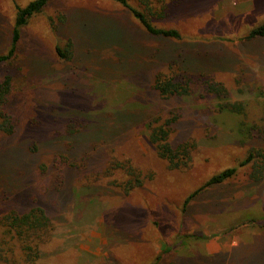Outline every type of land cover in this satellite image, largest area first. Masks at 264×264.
Listing matches in <instances>:
<instances>
[{
	"label": "rangeland",
	"instance_id": "obj_1",
	"mask_svg": "<svg viewBox=\"0 0 264 264\" xmlns=\"http://www.w3.org/2000/svg\"><path fill=\"white\" fill-rule=\"evenodd\" d=\"M30 1L0 0V55L16 7ZM128 3L144 12L137 0ZM149 18L181 38L147 33L115 0H49L21 28L16 54L0 63V80L11 77L9 110L18 121L1 142L0 161L11 149L23 161L7 157L0 169V213L24 211L34 199L44 207L52 223L39 264H264V173L255 182L252 163L241 164L250 147L264 151V134L250 138L252 127H264V37L246 39L264 19V0H182L166 16ZM66 39L74 45L70 61L54 51ZM175 58V69L184 59L188 74L221 82L228 97L219 102L197 89L160 99L153 76ZM226 101L243 110L219 112L217 103ZM178 107L171 138L186 135L195 147L186 168L169 169L145 125ZM133 114L141 121L123 119ZM75 120L80 131L70 134ZM71 145L79 160L91 156L87 171L72 175L63 195L40 191V174L48 185L52 159L71 154ZM115 161H129L142 184L125 193L127 172H106ZM231 167L232 177L194 194Z\"/></svg>",
	"mask_w": 264,
	"mask_h": 264
},
{
	"label": "trees",
	"instance_id": "obj_2",
	"mask_svg": "<svg viewBox=\"0 0 264 264\" xmlns=\"http://www.w3.org/2000/svg\"><path fill=\"white\" fill-rule=\"evenodd\" d=\"M48 1L49 0H32L23 7H16L10 44L7 52L0 55V63L10 61L14 57L17 51L21 28L27 24L31 17L40 13L45 8ZM115 1L127 8L130 15L147 33L164 38H181L177 29L156 27L150 23L149 17L153 15H155V17L166 16L169 9L176 4L179 5L182 0H170L162 5H160V3L154 5L156 0H137V2L144 8V12L132 7L128 3V0ZM157 1L161 2V0ZM257 37H264V19L260 25L249 30L246 35V39ZM73 48L74 45L72 40L66 39L62 42V45L56 44L54 51L58 58L70 61L73 56ZM181 61V69L178 66L177 69H175L174 66L177 65L175 63L179 62L177 58H175L170 60V63L165 69L155 72L152 79L151 90L156 92L160 99L168 101L170 99L177 100L180 98L191 97L197 89H200L201 92L212 95L213 98L219 102L228 97L227 90L221 82L215 81L210 77H193L186 71L190 64L184 59ZM11 99V77L9 75H3L0 80V145L4 137L11 136L17 129V118L9 110ZM217 105V110L219 112L225 111L229 113H237L243 110V106L237 102L232 103L226 101L217 103ZM181 116V108H170L168 109L167 115L153 116L145 125L148 130L147 140L149 144L153 146L157 156L165 160L169 169L186 168L189 165L191 153L195 147L193 141L184 138L186 135L183 136L181 140L171 138V134L174 132ZM123 119L126 122H130V120L141 121L142 116L133 114L127 115L123 117ZM67 128L70 134H75V132L80 131L81 123L76 120L72 122L70 121ZM258 133L259 135L264 134V127H261L260 129L252 127L250 129V138L254 139L257 137ZM78 135H80V132ZM88 140L89 139H86V141ZM75 142L76 145H78V140L73 138V146ZM92 142L93 140L89 143L91 144ZM72 145L69 148L71 154L67 156L62 155V153L55 154V157L51 162L53 176H51L52 179L48 185H45L46 179L44 174H40L38 182V188L40 191L44 193L57 191L61 192L60 195H63V193H65L63 188L69 184L68 182L71 176L80 173L82 174V172L87 171L86 167L91 163V156L87 155L85 158H80L79 160L77 155L81 153V151L76 154L77 148H74ZM82 153L86 154L88 151ZM7 157L8 160L16 161V163L23 161L19 154L15 157L13 150H8L7 156L0 161V169L4 168L6 163H8L5 160ZM247 163H252V171L249 174V178L255 182H260L264 173V151L250 147L246 158L241 162L242 165ZM109 164L110 165L106 167V172L108 174H111L112 170L121 169L125 170L130 176L124 184L125 193L142 184L140 172L137 171L129 161H115ZM40 168L44 171L47 166L41 164ZM235 171L236 168L231 167L212 175L201 188L194 192V194L202 188L221 184L232 177L235 174ZM22 172L24 175H27L24 169H22ZM14 189H16V187H14ZM192 196L193 194L190 195L186 201ZM51 223L52 222L46 214L44 207L37 204V199H34L30 206L24 211L9 209L6 212L0 213V264H39L42 244L47 240Z\"/></svg>",
	"mask_w": 264,
	"mask_h": 264
},
{
	"label": "crops",
	"instance_id": "obj_3",
	"mask_svg": "<svg viewBox=\"0 0 264 264\" xmlns=\"http://www.w3.org/2000/svg\"><path fill=\"white\" fill-rule=\"evenodd\" d=\"M253 234V233H252ZM262 234V233H261ZM254 236H259V235H255V234H253ZM246 236H251V234L250 235H246ZM231 245H234L233 247H235L236 246V242H234V243H232Z\"/></svg>",
	"mask_w": 264,
	"mask_h": 264
}]
</instances>
